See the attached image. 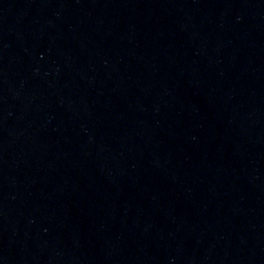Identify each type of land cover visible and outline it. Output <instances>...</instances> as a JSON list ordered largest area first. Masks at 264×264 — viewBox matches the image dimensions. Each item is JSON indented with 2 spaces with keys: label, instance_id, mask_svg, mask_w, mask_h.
Wrapping results in <instances>:
<instances>
[{
  "label": "water",
  "instance_id": "1",
  "mask_svg": "<svg viewBox=\"0 0 264 264\" xmlns=\"http://www.w3.org/2000/svg\"><path fill=\"white\" fill-rule=\"evenodd\" d=\"M0 264H264V0H0Z\"/></svg>",
  "mask_w": 264,
  "mask_h": 264
}]
</instances>
